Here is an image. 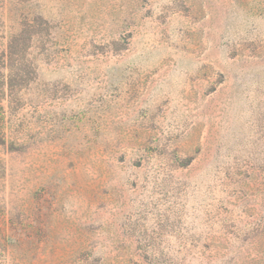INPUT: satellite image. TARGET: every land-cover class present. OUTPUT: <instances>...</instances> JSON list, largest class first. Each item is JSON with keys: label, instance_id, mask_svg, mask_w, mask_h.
Instances as JSON below:
<instances>
[{"label": "rangeland", "instance_id": "obj_1", "mask_svg": "<svg viewBox=\"0 0 264 264\" xmlns=\"http://www.w3.org/2000/svg\"><path fill=\"white\" fill-rule=\"evenodd\" d=\"M11 65L0 264H264V0H0Z\"/></svg>", "mask_w": 264, "mask_h": 264}, {"label": "trees", "instance_id": "obj_2", "mask_svg": "<svg viewBox=\"0 0 264 264\" xmlns=\"http://www.w3.org/2000/svg\"><path fill=\"white\" fill-rule=\"evenodd\" d=\"M18 45L12 44V42L8 43L7 47V53L8 57L10 58L12 55H14L15 47ZM8 72L5 75H0V94H4V90H2L3 87H15L16 85H19L20 87L23 86L25 83L26 76L22 75L20 73V67L14 68L12 65L7 66ZM2 90V91H1Z\"/></svg>", "mask_w": 264, "mask_h": 264}]
</instances>
